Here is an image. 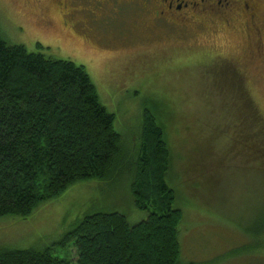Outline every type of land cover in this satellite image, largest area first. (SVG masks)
<instances>
[{"label":"rangeland","instance_id":"rangeland-1","mask_svg":"<svg viewBox=\"0 0 264 264\" xmlns=\"http://www.w3.org/2000/svg\"><path fill=\"white\" fill-rule=\"evenodd\" d=\"M45 4L40 9L37 0H0V14L15 31L22 26L21 31L39 34L54 46L59 40L71 54L56 57L88 69L103 104L115 114L125 156L107 182L75 184L27 218H0V245L50 247L67 264H76L73 242L62 246L60 241L85 214L117 211L132 224L145 219L148 214L134 203L128 169L149 112L165 128L172 153L168 179L184 214L181 263L264 264V242H258L264 234L259 228L264 221V124L246 122L247 109L241 118L235 110L253 102L251 92L264 122V68L252 70L253 83L242 84L229 67H204L213 61L199 50L207 33L183 41L177 34L147 29V16L129 15L132 31L123 38L112 31L113 41L103 43L99 36L63 29L61 13ZM24 41L29 51H40L31 38ZM239 120L249 126L248 141ZM257 139L263 141L260 151H255Z\"/></svg>","mask_w":264,"mask_h":264},{"label":"trees","instance_id":"trees-1","mask_svg":"<svg viewBox=\"0 0 264 264\" xmlns=\"http://www.w3.org/2000/svg\"><path fill=\"white\" fill-rule=\"evenodd\" d=\"M235 110L239 118L246 110L248 123L264 124L251 101ZM115 118L84 65L31 52L0 30V218H27L75 184L110 180L125 156ZM240 129L248 141L244 120ZM256 142L255 151L262 150L263 141ZM171 157L165 128L146 112L128 170L134 203L148 215L132 224L117 211L85 214L60 241L73 242L76 264H182L184 214L168 179ZM259 228L264 231V221ZM258 239L264 242V234ZM0 264L67 260L50 247L0 245Z\"/></svg>","mask_w":264,"mask_h":264},{"label":"flooded vegetation","instance_id":"flooded-vegetation-1","mask_svg":"<svg viewBox=\"0 0 264 264\" xmlns=\"http://www.w3.org/2000/svg\"><path fill=\"white\" fill-rule=\"evenodd\" d=\"M39 8L45 9L50 3L61 13L63 29H75L89 36H99L103 43L112 42L109 33L118 32L121 38L132 31L134 19L147 20V29L162 30L177 34L180 40L207 37L200 42L201 55L210 56L213 61L204 67H229L242 84L253 83L264 68V0H37ZM127 9L130 12H121ZM0 14V30L8 40L24 45V36L40 51L53 56L70 55L59 40L46 44L44 37L20 30L15 24L10 27ZM47 22V20H46ZM23 23V22H22ZM27 29V25L23 23ZM148 30V31H149ZM90 32V33H89ZM44 39V40H42ZM46 45V46H44ZM53 46V47H51ZM55 47V48H54ZM198 50V51H199ZM58 58V57H57ZM61 59V58H59ZM263 118L257 100L249 94ZM254 99V100H253Z\"/></svg>","mask_w":264,"mask_h":264}]
</instances>
